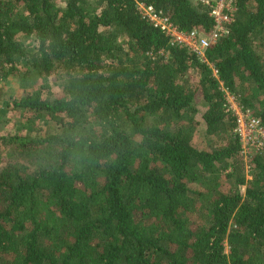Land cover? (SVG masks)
Instances as JSON below:
<instances>
[{"label": "trees", "instance_id": "obj_1", "mask_svg": "<svg viewBox=\"0 0 264 264\" xmlns=\"http://www.w3.org/2000/svg\"><path fill=\"white\" fill-rule=\"evenodd\" d=\"M233 1L203 62L139 7L208 35L201 0H0V264H264L226 99L264 127V0Z\"/></svg>", "mask_w": 264, "mask_h": 264}, {"label": "built area", "instance_id": "obj_2", "mask_svg": "<svg viewBox=\"0 0 264 264\" xmlns=\"http://www.w3.org/2000/svg\"><path fill=\"white\" fill-rule=\"evenodd\" d=\"M201 1L204 5L211 8L210 16L215 20L214 28L208 35L197 30L184 32L174 25L162 12L156 11L154 7L145 5H139V7L142 15L149 22L166 33L171 39L172 45H178L193 51L204 62L206 61L207 50L229 34L228 26L233 22L236 6L233 0ZM227 102L228 111L236 119L234 136L240 142L245 160H248L254 154L264 152V127L261 121L251 112L244 109L235 97L232 98V102H229V99Z\"/></svg>", "mask_w": 264, "mask_h": 264}, {"label": "rangeland", "instance_id": "obj_3", "mask_svg": "<svg viewBox=\"0 0 264 264\" xmlns=\"http://www.w3.org/2000/svg\"><path fill=\"white\" fill-rule=\"evenodd\" d=\"M12 85V84H11ZM10 88V85L8 86V89ZM235 97L233 94L231 93H227V100L229 99V102H232V98ZM236 98V97H235ZM237 100V98H236ZM199 105V108L202 111L205 110V104L204 102L202 101H199L198 103ZM249 112H251L253 114V111L251 109H248ZM202 129L198 130V132L196 133L195 137H194V141L198 144L199 147H204L206 145H208V140L205 139V137L203 136L204 133H203V130L201 131ZM9 133H13V128L10 126V125H0V135L1 134H9ZM217 146L213 147L214 148H218L220 147V143H217L216 144ZM208 148V147H207ZM195 186H193L194 188Z\"/></svg>", "mask_w": 264, "mask_h": 264}]
</instances>
